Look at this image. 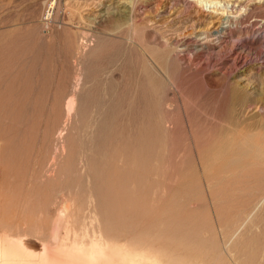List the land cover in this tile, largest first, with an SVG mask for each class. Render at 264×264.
<instances>
[{
	"label": "rangeland",
	"instance_id": "1",
	"mask_svg": "<svg viewBox=\"0 0 264 264\" xmlns=\"http://www.w3.org/2000/svg\"><path fill=\"white\" fill-rule=\"evenodd\" d=\"M202 2L0 0L10 254L82 264L87 253L94 264L111 252L127 263L125 250H78L102 231L164 263L264 264V0L220 2L236 9L222 42L202 39L217 26Z\"/></svg>",
	"mask_w": 264,
	"mask_h": 264
},
{
	"label": "bare ground",
	"instance_id": "2",
	"mask_svg": "<svg viewBox=\"0 0 264 264\" xmlns=\"http://www.w3.org/2000/svg\"><path fill=\"white\" fill-rule=\"evenodd\" d=\"M125 2H127L128 4H131L132 2H133V0H124ZM195 1H197V2H202V0H195ZM207 1H209V2H207V3H209V5H210V3H213L214 5H212V7H214L213 9H214V13L216 12V15H213L212 16V21H210L211 23H212V25L213 24H217V26H215V28L211 31V32H209V33H206V34H204L203 36H202V39L204 40V41H206V42H210V40L212 41V40H217V41H219V42H222V41H224L225 40V38H226V36H228V34L231 32V25H232V15H230V14H233V15H235V8H233L232 10H229L228 9V7H226V5H222L220 2H222V0H207ZM224 1V0H223ZM227 1V0H226ZM232 1V0H231ZM238 1L239 0H233V5L234 6H236L237 5V3H238ZM248 0H240V2L238 3V5H242V4H244V3H246ZM256 1H258V0H256ZM229 2V1H228ZM261 2V1H260ZM203 3V2H202ZM133 5V4H132ZM166 5V4H165ZM127 6H129V5H127ZM233 6V7H234ZM242 6H244V5H242ZM132 7V6H131ZM130 7V8H131ZM211 7V6H210ZM132 9V8H131ZM130 9V10H131ZM129 10V9H128ZM209 11V10H208ZM213 13V14H214ZM233 19H236V18H233ZM210 23V24H211ZM234 23V22H233ZM209 26V25H208ZM233 26V25H232ZM207 27V26H206ZM212 28V27H211ZM208 30V29H207ZM201 31V30H200ZM203 40H201V41H203ZM213 43V42H212ZM215 43V42H214ZM221 44V43H220ZM79 84V83H78ZM77 88V87H76ZM77 90V89H76ZM72 93V92H71ZM74 93H75V91H74ZM73 95V96H72ZM73 97L75 98V95L74 94H70L68 97H67V100H66V102H67V108H69V106H71V104L73 103H70L71 101H74L73 100ZM68 103H70V105L68 104ZM74 103H75V101H74ZM69 105V106H68ZM72 106H74V104H72ZM71 106V107H72ZM74 108V107H73ZM73 108H70V109H73ZM67 111H68V109H67ZM73 111V110H72ZM70 112V111H69ZM68 112V113H69ZM72 115V114H71ZM234 116H232V118H233ZM67 118V117H66ZM234 119V118H233ZM230 120V119H229ZM70 121V120H69ZM234 121V120H233ZM64 126V125H63ZM68 127V126H67ZM68 129V128H67ZM62 131V130H61ZM60 132V131H59ZM64 132V131H63ZM56 134V133H55ZM231 135V134H230ZM61 136V135H60ZM63 136V135H62ZM58 139V138H57ZM226 139V138H225ZM232 143V142H231ZM57 144V143H56ZM62 145V144H61ZM55 147V146H54ZM219 147V146H218ZM220 147H222V146H220ZM220 147H219V149H220ZM227 147V146H226ZM64 148V147H63ZM66 148V147H65ZM61 149V148H60ZM225 149V148H224ZM258 150H259V148H258ZM262 150V149H261ZM220 151V150H219ZM224 151V150H223ZM63 152V151H62ZM260 151H258V153H259ZM52 153V152H51ZM218 153V152H217ZM222 153V152H221ZM106 155V154H105ZM215 155V154H214ZM216 156V155H215ZM51 157V156H50ZM60 157V156H59ZM217 157H218V155H217ZM222 157V156H221ZM64 158V157H63ZM213 159V158H212ZM232 159V158H231ZM55 160V159H54ZM53 160V161H54ZM57 160V159H56ZM84 160V159H83ZM111 160V159H110ZM52 161V160H51ZM52 161V162H53ZM86 161V160H85ZM210 161H212V160H210ZM214 161V160H213ZM212 161V162H213ZM217 161V160H216ZM55 162V161H54ZM53 162V163H54ZM64 162V161H63ZM90 163V162H89ZM47 164V163H46ZM71 164V163H70ZM87 164V163H86ZM145 164V163H144ZM209 164V163H208ZM59 165V164H58ZM104 165V164H103ZM106 165H107V163H106ZM211 165V164H210ZM80 166V165H79ZM209 166V165H208ZM254 166H255V164H254ZM49 167V166H48ZM95 167H96V165H95ZM100 167H101V165H100ZM206 167V166H205ZM244 167H246V166H244ZM243 167V168H244ZM61 168V167H60ZM67 168V167H66ZM66 168H64V169H66ZM97 168H99V167H97ZM70 169V168H69ZM86 169V168H85ZM96 169V168H95ZM52 170V169H51ZM62 170V169H61ZM100 170V169H99ZM242 170V169H241ZM64 171V170H63ZM82 171H83V169H82ZM101 171V170H100ZM204 171V170H203ZM44 172V171H43ZM43 172H42V174H43ZM50 172V171H49ZM69 172V171H68ZM88 172V171H87ZM234 172V171H233ZM58 173V172H57ZM61 173V172H60ZM229 173V172H228ZM232 173V172H231ZM52 174V173H51ZM62 174V173H61ZM60 174V175H61ZM57 175V174H56ZM153 176V175H152ZM204 177V176H203ZM55 178V177H54ZM224 178V177H223ZM53 180V179H52ZM54 182V181H53ZM80 182V181H79ZM136 183H138V182H136ZM218 183V182H217ZM143 187H145V186H143ZM147 187V186H146ZM207 187V186H206ZM56 188V187H55ZM264 189V188H263ZM257 191V189H253V191ZM259 190H261V189H259ZM258 190V191H259ZM117 191V190H116ZM136 192V191H135ZM251 192V191H250ZM241 193V192H240ZM60 194V193H59ZM71 194V193H70ZM250 195V194H249ZM259 197V196H258ZM263 197V196H262ZM256 200H260V198H258V199H256ZM256 200H255V202H256ZM59 201V200H58ZM222 201V200H221ZM168 202H169V200H168ZM223 202V201H222ZM255 202H253V203H255ZM48 203V202H47ZM54 203V202H53ZM252 203V204H253ZM138 204V203H137ZM258 205H259V203H257ZM264 204V203H263ZM47 205V204H46ZM56 205V204H55ZM250 205V204H249ZM254 205V204H253ZM256 205V204H255ZM254 205V206H255ZM257 205V206H258ZM58 206V205H57ZM176 206V205H175ZM174 206V207H175ZM251 206V205H250ZM249 206V207H250ZM254 206H251V207H253L254 208ZM51 207V206H50ZM189 207V206H188ZM248 207V206H247ZM250 207V208H251ZM56 208V207H55ZM260 208V207H259ZM174 209V208H173ZM181 209V208H180ZM186 209V208H185ZM242 209H244V208H242ZM249 210H251L252 211V209H249ZM255 210H256V208H255ZM259 210V209H258ZM52 211V210H51ZM178 211H180V210H178ZM244 211V210H243ZM251 211H249V213L251 212ZM257 211V210H256ZM49 212V211H48ZM177 212V211H176ZM254 212V211H253ZM186 213V212H185ZM188 213V212H187ZM248 213V212H247ZM248 213V214H249ZM177 214H180V213H177ZM246 214V213H245ZM252 214V213H251ZM256 214L257 213H255V217H256ZM239 216V215H238ZM245 216H247V215H245ZM251 216V215H250ZM211 217V216H210ZM242 217V216H241ZM249 218V217H248ZM253 218V217H252ZM260 218V217H259ZM262 218V217H261ZM214 219V218H213ZM251 219V218H250ZM264 219V218H263ZM244 220H245V218H244ZM255 220V219H254ZM260 220V219H259ZM236 221V220H235ZM243 221V220H242ZM247 221V220H246ZM262 221V220H261ZM225 222V221H224ZM228 222V221H227ZM238 222V221H237ZM263 222V221H262ZM178 223V222H177ZM242 223V222H241ZM264 223V222H263ZM183 224V223H182ZM186 224V223H185ZM196 224V223H195ZM227 224V223H226ZM232 224V223H231ZM262 224V223H261ZM260 224V225H261ZM201 225V224H200ZM241 225V224H240ZM255 225V224H254ZM179 226V225H178ZM180 226H182V225H180ZM185 225H183V227H184ZM188 226V225H187ZM202 226V225H201ZM224 226V225H223ZM249 226V225H248ZM264 226V225H263ZM215 227V226H214ZM234 227V226H233ZM242 227V226H241ZM240 227V228H241ZM260 227V226H259ZM190 228V227H189ZM189 228H187V229H189ZM197 228H199V227H197ZM202 228V227H201ZM204 228V227H203ZM226 228V227H225ZM228 228V227H227ZM251 228V227H250ZM258 228V227H257ZM261 228V227H260ZM54 229V228H53ZM196 229V228H195ZM213 229V228H212ZM229 229H231V228H229ZM197 230H199V229H197ZM200 230H202V229H200ZM199 230V231H200ZM206 230V229H205ZM211 230V229H210ZM224 230V229H223ZM236 230V229H235ZM242 230V229H241ZM252 230V229H251ZM101 231V230H100ZM188 231H190V230H188ZM214 231V230H213ZM225 231H228L227 229L225 230ZM102 232V231H101ZM100 232V234H98L97 235V233H94L95 235H94V239H90V233L88 234H86V233H83L82 235H83V240H84V238L86 237V235H89V239L91 240V241H84V243L83 242H78L77 241V239H76V244H78L79 243V247L81 248V249H78V250H82V248H83V246L82 245H86L87 244V246H88V248L89 249H91V248H94L95 246H98V247H101V246H104V249L106 248V246H109L110 248L112 247V249L111 250H113V252H115V251H117V253H118V255L119 254H121L122 252H124V250L127 252V254H128V256H129V258L130 259H126V261H127V263H125V254L126 253H124V255H123V261H124V263H123V261L122 260H120V261H122L121 262V264L123 263V264H166L167 262H168V260H167V262L166 263H164V262H162L161 260H160V256L158 255L159 253L157 252V251H155V250H152V249H149L150 247L149 246H146L145 244H143L144 246H141L142 244H139L140 243V241H139V243L138 242H136V241H132V240H127V239H117V238H114V237H112V236H109V235H107L105 232H103V234ZM183 232V231H182ZM198 232V231H197ZM202 232V231H201ZM230 232V231H229ZM255 232H256V230H255ZM53 233V232H52ZM55 233V232H54ZM189 233V232H188ZM240 233H241V231H240ZM254 233V232H253ZM18 234V233H17ZM26 234V233H25ZM187 234V233H186ZM199 234V233H198ZM212 234H214V233H212ZM211 234V235H212ZM238 234H239V232H238ZM246 234H247V232H246ZM263 234V233H262ZM54 235V234H53ZM82 235H81V237H82ZM188 235V234H187ZM193 235V234H192ZM210 235V236H211ZM229 235V234H228ZM250 235H251V233H250ZM52 236V235H51ZM93 236V235H92ZM195 236V235H194ZM193 236V237H194ZM197 236V235H196ZM200 236V235H199ZM205 236V235H204ZM209 236V237H210ZM216 236V235H215ZM214 236V237H215ZM230 236V235H229ZM236 236V235H235ZM240 236V235H239ZM247 236V235H246ZM193 237H191V238H193ZM201 237V236H200ZM233 237V236H232ZM237 237V236H236ZM250 237V236H249ZM257 237V236H256ZM91 238H93V237H91ZM198 238V237H197ZM204 238V237H203ZM211 238V237H210ZM218 238V237H217ZM2 238H0V240H1ZM3 239H5L6 240V238H3ZM3 239L1 240V242L2 243H0V264H22V263H28L27 261H30L29 259H32V261L35 259V261L36 260H41V262L40 263H43V264H45V262L44 261H46V264H51V263H48V262H50V260H48L49 258V256L47 257L48 259L46 260V257L45 258H43L44 257V255L42 254L41 255V257L39 258V254H38V256H35L34 257V255L36 254V252H35V254L34 255H31V256H33V258H29V257H27L26 256V254H25V252H23L24 253V255H22L21 253L19 254H16V253H9V251L10 252H13L12 250H13V248H15L14 247V245H12L11 247L9 246V243L7 242L8 241V239H7V241L5 242V240L3 241ZM86 239V238H85ZM88 239V240H89ZM186 239V238H185ZM196 239V238H195ZM213 239V238H212ZM225 239V238H224ZM229 239V238H228ZM228 239H227V241H228ZM231 239H234V238H231ZM241 239H242V237H241ZM261 239V238H260ZM44 240H46V238H44ZM50 240V239H49ZM75 241V238H72V240H71V242L72 241ZM79 241H83L82 239H78ZM190 240V239H189ZM194 240V239H193ZM203 240V239H202ZM204 240H206V238L204 239ZM215 240V239H214ZM218 240H219V238H218ZM240 240V239H239ZM63 242H62V244H63V247L65 246V244L67 243H69V242H66V239H65V241H64V239L62 240ZM186 241V240H185ZM198 242L197 243H199V240H197ZM208 241V240H207ZM221 241V240H220ZM225 242H226V240H224ZM230 241H232V240H230ZM246 241H248V240H246ZM5 242V243H4ZM9 242H11V241H9ZM70 242V243H71ZM85 242H87V243H85ZM214 242V241H213ZM213 242H211V244L213 243ZM217 242H219V241H217ZM216 242V243H217ZM259 242H262V241H259ZM264 242V241H263ZM216 243H213V245L215 244L216 245ZM244 243V242H243ZM66 244V245H67ZM74 244V243H73ZM246 244V243H245ZM260 244V243H259ZM71 245V244H70ZM70 245H68V246H70ZM243 244H241V246H242ZM247 245V244H246ZM87 246L85 247V248H87ZM208 246H209V244H208ZM216 246H219V245H216ZM221 246V245H220ZM237 246V245H236ZM251 246H253V243H252V245ZM18 247V246H17ZM62 247V246H61ZM97 247V248H98ZM109 247H108V249H109ZM214 247V246H213ZM224 247V246H223ZM258 246H256L255 248H257ZM77 248V247H76ZM75 248V249H76ZM84 248V249H85ZM216 248V247H215ZM219 248V247H218ZM259 248V247H258ZM19 250H21L22 251V249H20V248H18ZM17 249V250H18ZM67 249V248H66ZM74 249V250H75ZM83 249V250H84ZM88 249V250H89ZM95 249H96V247H95ZM102 249H103V247H102ZM220 249V248H219ZM226 249H227V247H226ZM231 249V248H230ZM242 249V248H241ZM251 249H253V248H251ZM262 249V248H261ZM64 250V249H63ZM69 250V249H68ZM82 250V251H83ZM87 250V249H86ZM98 249H96V251H97ZM123 250V251H122ZM215 250V249H214ZM254 250H256V249H254ZM258 250V249H257ZM256 250V251H257ZM8 251V252H7ZM16 251V248L14 249V252ZM60 251V250H59ZM90 251V250H89ZM95 251V250H94ZM93 251V249H92V252H94ZM98 251H100V250H98ZM104 250H102L101 252L104 254V252H103ZM121 251V253H119V252ZM220 251V250H219ZM262 251V250H261ZM16 252H18V251H16ZM31 252V251H30ZM30 252H28L29 254H27V255H30ZM79 252V251H78ZM77 252V253H78ZM86 252V251H85ZM84 252V253H85ZM91 252V253H92ZM106 252V251H105ZM107 252H108V250H107ZM106 252V253H107ZM224 252V251H223ZM222 252V253H223ZM32 253V252H31ZM83 253V252H82ZM98 253V252H97ZM105 253V254H106ZM109 253V252H108ZM108 253L106 254L108 257H105V256H103V258L104 259H108L109 258V255H108ZM117 253L115 252V255H117ZM255 253V252H254ZM258 253V252H257ZM36 254V255H37ZM109 254H111V252L109 253ZM252 254H253V251H252ZM260 254V253H259ZM263 254V253H262ZM52 255V254H51ZM60 255V254H59ZM58 255V256H59ZM80 255V254H79ZM82 255V254H81ZM85 255H87V253L86 254H84V257H85V259H84V257H83V260H82V264H86V263H88V259L86 258L87 256H85ZM89 255V254H88ZM91 255V254H90ZM89 255V256H90ZM99 255V254H98ZM97 255V256H98ZM112 255V254H111ZM117 255V256H118ZM122 255H121V259H122ZM163 255V254H162ZM22 256H25V257H22ZM43 256V257H42ZM57 256V257H58ZM62 256V255H61ZM63 256H64V254H63ZM62 256V257H63ZM94 256V255H93ZM93 256H92V258H93ZM112 256H114V254L112 255ZM261 256V255H260ZM60 257V256H59ZM76 257V256H75ZM101 257V256H100ZM115 257V256H114ZM164 257H166V255H164L163 257H161V258H164ZM51 258H52V256H51ZM56 258V257H55ZM55 258H54V260H55ZM67 258V257H66ZM91 258V257H90ZM98 258V257H97ZM110 258H111V256H110ZM113 258V257H112ZM118 258L120 259V257L118 256ZM117 258V259H118ZM45 259V260H44ZM59 259H61V258H59ZM69 259V258H68ZM67 259V260H68ZM71 259H73V258H71ZM78 259V258H77ZM96 259V258H95ZM94 258H93V260H95ZM101 259L102 258H99V260H98V263L101 261ZM104 259H102V260H104ZM106 259V260H107ZM116 259V257H115V259L113 258V259H109V260H105L106 262H107V264H108V261L110 262L111 261V264H118L117 262H119L120 263V261H119V259L117 260ZM166 259V258H165ZM164 259V260H165ZM168 259V258H167ZM252 259V258H251ZM262 259H264V258H262ZM58 260V259H57ZM115 260V261H114ZM129 260V261H128ZM160 260V261H159ZM176 260V259H175ZM244 260V259H243ZM242 260V261H243ZM257 260V259H256ZM31 262V264L33 263V264H36V262ZM48 261V262H47ZM66 261V260H65ZM73 261H75L76 262V260H73ZM79 261V260H78ZM89 261H90V259H89ZM92 261V260H91ZM95 261H97V259L95 260ZM105 261H103V263L105 262ZM146 261H148V262H146ZM171 261V260H170ZM52 262V261H51ZM54 262V261H53ZM61 262L63 263L64 261L63 260H61ZM173 262V261H172ZM171 262V263H172ZM258 262V261H257ZM30 263V262H29ZM57 263H59V262H57ZM66 263V262H65ZM70 264H73V263H71V262H69ZM68 263V264H69ZM79 263H81V262H79ZM90 263H93V261L92 262H90ZM96 263V262H95ZM94 263V264H95ZM98 263H96V264H98ZM168 263H170V262H168ZM167 263V264H168ZM170 263V264H171ZM215 263V262H214ZM213 263V264H214ZM254 263V262H253ZM264 263V262H263ZM53 264H56V261L53 263ZM61 264V263H60ZM64 264V263H63ZM67 264V263H66ZM101 264H102V262H101ZM235 264V263H234ZM244 264V263H243Z\"/></svg>",
	"mask_w": 264,
	"mask_h": 264
}]
</instances>
